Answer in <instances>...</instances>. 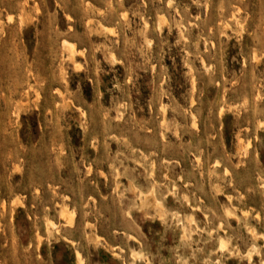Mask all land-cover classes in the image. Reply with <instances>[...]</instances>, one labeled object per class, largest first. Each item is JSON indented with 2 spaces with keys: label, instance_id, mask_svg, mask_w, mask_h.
Returning <instances> with one entry per match:
<instances>
[{
  "label": "rangeland",
  "instance_id": "obj_1",
  "mask_svg": "<svg viewBox=\"0 0 264 264\" xmlns=\"http://www.w3.org/2000/svg\"><path fill=\"white\" fill-rule=\"evenodd\" d=\"M0 264H264V0H0Z\"/></svg>",
  "mask_w": 264,
  "mask_h": 264
},
{
  "label": "bare ground",
  "instance_id": "obj_2",
  "mask_svg": "<svg viewBox=\"0 0 264 264\" xmlns=\"http://www.w3.org/2000/svg\"><path fill=\"white\" fill-rule=\"evenodd\" d=\"M63 42H64V41H63ZM66 43L70 44L69 42H66ZM68 44H67V46H68ZM72 44H73V43H72ZM67 46H65V47H67ZM68 47H69V46H68ZM71 48H72V47H71ZM71 48H68V49H71ZM69 53H70V52H69ZM71 54H72V53H71ZM71 54H70V55H71ZM72 55H73V54H72ZM72 55H71V56H72ZM163 124H164V123H163ZM163 124H162V125H163ZM49 224H50V223H49ZM51 225H52V223H51ZM183 230H184V228H183ZM183 230H182V232H183ZM221 247H222V245H221ZM222 248H224V247H222ZM222 248H221V249H222Z\"/></svg>",
  "mask_w": 264,
  "mask_h": 264
}]
</instances>
